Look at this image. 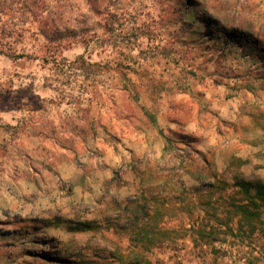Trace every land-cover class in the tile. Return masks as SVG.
I'll return each instance as SVG.
<instances>
[{
	"label": "rangeland",
	"instance_id": "rangeland-1",
	"mask_svg": "<svg viewBox=\"0 0 264 264\" xmlns=\"http://www.w3.org/2000/svg\"><path fill=\"white\" fill-rule=\"evenodd\" d=\"M0 80V264H264V0H0Z\"/></svg>",
	"mask_w": 264,
	"mask_h": 264
},
{
	"label": "trees",
	"instance_id": "trees-1",
	"mask_svg": "<svg viewBox=\"0 0 264 264\" xmlns=\"http://www.w3.org/2000/svg\"><path fill=\"white\" fill-rule=\"evenodd\" d=\"M23 55L20 54L19 57ZM239 185L249 198L247 201L235 203L234 207L236 211L241 213V216L247 220L261 221L260 208L264 207V179H242L239 181ZM124 212L128 215L127 218L134 226L140 221L148 222L153 215L150 198L143 192L137 193L133 198L128 199ZM142 235L146 239H150L148 238L150 231L147 228H143Z\"/></svg>",
	"mask_w": 264,
	"mask_h": 264
},
{
	"label": "crops",
	"instance_id": "crops-1",
	"mask_svg": "<svg viewBox=\"0 0 264 264\" xmlns=\"http://www.w3.org/2000/svg\"><path fill=\"white\" fill-rule=\"evenodd\" d=\"M10 101H11V96L7 92L3 82L0 80V113L3 119H6L7 117L11 115L10 110H9Z\"/></svg>",
	"mask_w": 264,
	"mask_h": 264
}]
</instances>
